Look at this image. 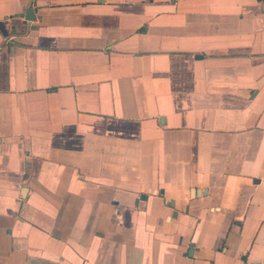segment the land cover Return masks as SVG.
Returning <instances> with one entry per match:
<instances>
[{"label": "crops", "instance_id": "1", "mask_svg": "<svg viewBox=\"0 0 264 264\" xmlns=\"http://www.w3.org/2000/svg\"><path fill=\"white\" fill-rule=\"evenodd\" d=\"M260 261L263 2L0 0V264Z\"/></svg>", "mask_w": 264, "mask_h": 264}, {"label": "water", "instance_id": "2", "mask_svg": "<svg viewBox=\"0 0 264 264\" xmlns=\"http://www.w3.org/2000/svg\"><path fill=\"white\" fill-rule=\"evenodd\" d=\"M261 1H262L263 4H264V0H261ZM32 13H33L32 9H31V8H28L27 11H26V16H27V18H30V19L33 18Z\"/></svg>", "mask_w": 264, "mask_h": 264}, {"label": "built area", "instance_id": "3", "mask_svg": "<svg viewBox=\"0 0 264 264\" xmlns=\"http://www.w3.org/2000/svg\"><path fill=\"white\" fill-rule=\"evenodd\" d=\"M259 264H264V261H260Z\"/></svg>", "mask_w": 264, "mask_h": 264}]
</instances>
